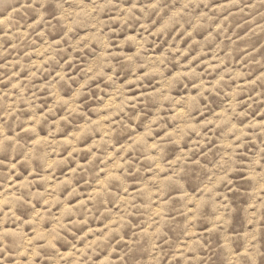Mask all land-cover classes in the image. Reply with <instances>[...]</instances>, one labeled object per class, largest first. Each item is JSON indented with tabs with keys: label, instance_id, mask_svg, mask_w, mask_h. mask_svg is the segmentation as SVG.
<instances>
[{
	"label": "clouds",
	"instance_id": "1",
	"mask_svg": "<svg viewBox=\"0 0 264 264\" xmlns=\"http://www.w3.org/2000/svg\"><path fill=\"white\" fill-rule=\"evenodd\" d=\"M0 264H264V0H0Z\"/></svg>",
	"mask_w": 264,
	"mask_h": 264
}]
</instances>
